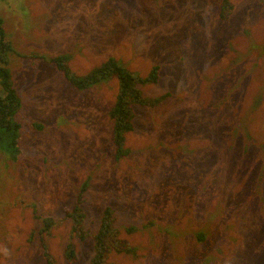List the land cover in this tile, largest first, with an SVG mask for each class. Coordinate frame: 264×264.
Segmentation results:
<instances>
[{
  "label": "rangeland",
  "instance_id": "obj_1",
  "mask_svg": "<svg viewBox=\"0 0 264 264\" xmlns=\"http://www.w3.org/2000/svg\"><path fill=\"white\" fill-rule=\"evenodd\" d=\"M2 0L7 68L21 107L16 160L0 151V264H67L59 219L82 184L85 226L109 206L134 255L111 264H264V0ZM87 74L109 58L147 77L116 160V79L77 91L39 57ZM2 90L0 88V94ZM10 154L8 151H6ZM11 155V154H10ZM134 228L128 233L126 229ZM89 264L92 241L74 240Z\"/></svg>",
  "mask_w": 264,
  "mask_h": 264
},
{
  "label": "trees",
  "instance_id": "obj_2",
  "mask_svg": "<svg viewBox=\"0 0 264 264\" xmlns=\"http://www.w3.org/2000/svg\"><path fill=\"white\" fill-rule=\"evenodd\" d=\"M228 7V1L222 0L220 18L224 19L226 17L225 9ZM10 51L11 48L5 40L0 20V88L2 90L0 94V151L6 153L9 159L16 160L19 151L20 124L14 117L21 107V100L14 89L10 72L6 67V57ZM38 60L53 65L58 72L62 73L66 82L77 91L86 90L111 79H116L118 89L115 102L109 111V118L112 122V146L117 161L130 154V150L125 146V136L133 130V122L136 118L135 107H159L170 97L169 94L145 97L139 87L156 83L159 67H154L149 75L143 78L128 71L117 60L109 58L99 66L91 69L87 74L77 76L72 74L68 68L70 60L68 55H57L49 58L39 57ZM86 191L87 185L84 183L73 203L59 219L55 220L35 214L36 219L41 223L39 234L43 235L45 232H49L55 225L59 226V222L68 221L71 224L69 240L64 250V258L67 264H74L77 261L74 240L83 242L90 239L92 241L93 256L89 264H111L108 260L111 253L134 255L136 249L120 238V232L115 227L114 212L109 206L102 210L95 233H91L86 228V216L81 207L82 198ZM126 231L130 233L135 230L129 228ZM41 247L48 264H53V258L49 254L43 237H41Z\"/></svg>",
  "mask_w": 264,
  "mask_h": 264
},
{
  "label": "crops",
  "instance_id": "obj_3",
  "mask_svg": "<svg viewBox=\"0 0 264 264\" xmlns=\"http://www.w3.org/2000/svg\"><path fill=\"white\" fill-rule=\"evenodd\" d=\"M1 2V1H0Z\"/></svg>",
  "mask_w": 264,
  "mask_h": 264
}]
</instances>
